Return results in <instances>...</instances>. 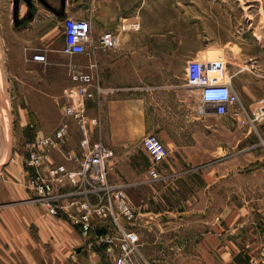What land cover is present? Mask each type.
I'll list each match as a JSON object with an SVG mask.
<instances>
[{
	"label": "crops",
	"instance_id": "crops-1",
	"mask_svg": "<svg viewBox=\"0 0 264 264\" xmlns=\"http://www.w3.org/2000/svg\"><path fill=\"white\" fill-rule=\"evenodd\" d=\"M1 14L0 194L10 202L34 196L21 146L36 133L52 134L67 123L65 149L80 153L81 132L64 106L74 86L70 74L93 73L87 114L99 125L92 138L115 152L108 179L126 191L138 217L135 230L165 220L204 224L195 249H144L145 264H264V249L225 247L228 236L251 224L249 207L264 204V118L251 116L264 102V0H0ZM70 18L90 23L85 55L64 52ZM107 32L118 36L115 49L100 44ZM37 54L47 63L34 61ZM193 61L225 65L226 83L239 96L225 116L203 101L201 89L188 87ZM148 135L169 153L157 166L158 180L143 148ZM53 162L79 169L57 153ZM225 206L238 207L228 229ZM33 210L29 204L8 215L9 236L21 249H0V260L42 264L48 249H27L21 240L36 225L66 264L80 246L79 229L68 216ZM171 250L183 253L173 257Z\"/></svg>",
	"mask_w": 264,
	"mask_h": 264
},
{
	"label": "built area",
	"instance_id": "built-area-1",
	"mask_svg": "<svg viewBox=\"0 0 264 264\" xmlns=\"http://www.w3.org/2000/svg\"><path fill=\"white\" fill-rule=\"evenodd\" d=\"M64 31V52L69 56L87 54L90 23L70 18L64 22ZM117 38L116 34L107 32L100 37V44L105 49H115ZM33 60L47 63L44 54L35 55ZM70 77L74 86L67 95L69 103L64 106V113L76 123L81 132L80 153L65 149L69 136L67 123L60 125L52 134L36 133L24 145L28 189L50 215L68 216L82 236L99 240L114 264H141L138 258L140 238L135 230L137 214L126 191L110 184L108 179L115 152L92 138L93 129L98 127L99 121L88 116L87 102L95 98L91 90L95 77L93 73L84 71H75ZM226 78V67L222 63L193 61L188 65V87L201 89L203 101L215 105L219 116H225L231 106L239 103L238 94L232 91ZM96 91L104 93L98 85ZM263 103L252 114L254 119L264 118ZM143 148L151 160L150 176L155 180L160 179L157 166L168 158V150L155 135L144 138ZM55 153L66 162L78 165L79 169L71 171L65 165L54 164ZM67 186L71 191L62 193L61 190ZM65 198L72 199L70 207L63 205ZM72 207L77 211L74 214L69 213ZM101 229L107 232L99 236L97 231Z\"/></svg>",
	"mask_w": 264,
	"mask_h": 264
},
{
	"label": "rangeland",
	"instance_id": "rangeland-1",
	"mask_svg": "<svg viewBox=\"0 0 264 264\" xmlns=\"http://www.w3.org/2000/svg\"><path fill=\"white\" fill-rule=\"evenodd\" d=\"M0 20H6V15L1 14ZM25 143L21 146L23 150ZM5 197L6 196L3 193L0 194V249H21V246L14 244L15 239L9 236L8 215L15 211L20 213L23 209L24 212H26L25 207L29 204L32 206V209H34L33 213H45L47 209L41 203L37 202L34 196L31 200L11 202ZM237 208L238 207L234 206L224 207L225 217L223 225L225 229H228L237 223L235 222ZM249 208V213H251V224L246 225L238 232L227 237V241H225V247H227V249H264V204L252 205ZM47 213L49 216L53 217L48 211L46 214ZM241 213H246V209ZM203 226L204 224L195 219L188 224L187 222L175 223L165 220L164 222H159L155 225L150 223L140 226L141 228H139L140 230L138 231L140 238V254L138 255V258L140 263L145 264L146 253L144 252V249H195V245L200 242L201 232L204 231ZM251 228L254 229L252 234ZM21 240L24 241V245L27 249H48L46 258L42 253V264L63 263L58 257L53 256L52 251L50 250L53 249V242L49 239L47 242H44L41 239L39 228L36 225H33L29 230L27 238ZM251 244L253 245L252 248ZM77 249L72 253H69L70 255L67 254L66 264H113L112 260L104 251L105 247L99 243V240H95L91 237L88 239L81 235L80 246ZM79 250L80 252H78ZM167 252L168 251L165 250L166 256ZM186 252H188V250ZM169 253L175 257L177 256V253L182 254L183 252L179 251L176 253V251L171 250ZM7 262L8 261L6 260H0V264H7ZM16 263L20 264L17 260ZM12 264L15 263L12 262ZM21 264H24V262Z\"/></svg>",
	"mask_w": 264,
	"mask_h": 264
},
{
	"label": "water",
	"instance_id": "water-1",
	"mask_svg": "<svg viewBox=\"0 0 264 264\" xmlns=\"http://www.w3.org/2000/svg\"><path fill=\"white\" fill-rule=\"evenodd\" d=\"M106 232H107L106 229H101V230L97 231V234H98L99 236H102V235H105ZM78 252H80V250H79Z\"/></svg>",
	"mask_w": 264,
	"mask_h": 264
}]
</instances>
